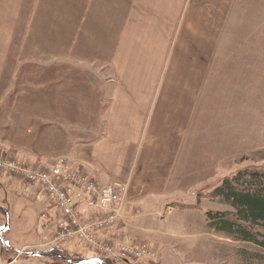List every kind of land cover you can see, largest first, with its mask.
Returning <instances> with one entry per match:
<instances>
[{"label":"crops","instance_id":"1","mask_svg":"<svg viewBox=\"0 0 264 264\" xmlns=\"http://www.w3.org/2000/svg\"><path fill=\"white\" fill-rule=\"evenodd\" d=\"M255 81L264 0H0V149L129 181L116 241L176 232L166 207L240 151L234 97Z\"/></svg>","mask_w":264,"mask_h":264},{"label":"rangeland","instance_id":"2","mask_svg":"<svg viewBox=\"0 0 264 264\" xmlns=\"http://www.w3.org/2000/svg\"><path fill=\"white\" fill-rule=\"evenodd\" d=\"M227 83L225 82V86ZM253 84V96L248 98L238 94L239 96L236 98L235 94L234 97L235 100H240L239 132L240 142L243 143L240 146V151L232 154L225 153L223 163L218 166L216 171L213 170V173L208 175L201 186L186 194L184 200L178 203L172 202L166 207L167 212L162 215V220H164L162 223L165 222L163 229L176 232L167 237L158 233L154 234L155 243L150 246L157 251V264H264V248L249 242L235 240L210 229L205 216L207 210H232L229 205L208 196L213 186L218 184L222 178L251 165L264 167V81L239 82L238 87L240 86V90H246L248 85L251 88ZM234 87H236L235 82ZM83 88L86 90V86ZM14 94L16 92H13L12 97L9 98L11 101L23 99L22 97L17 98ZM252 101L256 107L255 114ZM228 103L229 100L225 103V114H227ZM235 104L236 109L238 106L236 102ZM252 121L255 124H252ZM226 126L227 122L224 127ZM226 129H224L225 135L227 134ZM225 147L228 146L225 145ZM18 157L22 161L28 159L33 164L31 162L34 160L33 156L29 154L21 153ZM182 203L184 205L197 204V207H184L178 211L177 205ZM0 206L7 209L10 220V226L2 231V238L6 246H3L0 241V264H55L53 254L25 257L17 256L14 251V249L21 250L23 248H26L27 251H49L56 246V244L48 243L53 241L57 234L55 225L61 219V215L56 209L52 210L54 205L45 191L38 184L24 185L19 179L0 172ZM169 208L172 210L169 211ZM42 212H44L43 215H47L48 222H50L48 231L43 229L46 220L41 218ZM5 223L6 215L3 210H0V229ZM43 242L48 245L42 248L39 244ZM111 242L118 241L111 240ZM59 248L60 250L57 251L63 252L68 258L80 256L90 258L91 256L96 257L98 254L95 253L93 247L76 239L59 244ZM98 255H102L100 257L106 258L111 264H116L111 255ZM143 261L141 264L146 263Z\"/></svg>","mask_w":264,"mask_h":264},{"label":"built area","instance_id":"3","mask_svg":"<svg viewBox=\"0 0 264 264\" xmlns=\"http://www.w3.org/2000/svg\"><path fill=\"white\" fill-rule=\"evenodd\" d=\"M0 172L24 185L38 184L48 195L61 215L55 225L57 234L48 244L59 245L76 239L93 247L95 253L111 255L116 264H141L143 260L145 264H157V251L150 244L112 243L115 240L107 237L125 217L129 181L102 184L63 157L48 167L32 166L6 149H0ZM43 216L47 219L46 214ZM49 226L47 219L46 228Z\"/></svg>","mask_w":264,"mask_h":264},{"label":"trees","instance_id":"4","mask_svg":"<svg viewBox=\"0 0 264 264\" xmlns=\"http://www.w3.org/2000/svg\"><path fill=\"white\" fill-rule=\"evenodd\" d=\"M208 196L232 208L231 211L207 210L205 216L210 229L264 248V167L251 165L225 176L213 186ZM190 207L196 208L197 204ZM52 257L55 264H111L103 257L85 263H80L86 258L84 256H65L71 263L60 256Z\"/></svg>","mask_w":264,"mask_h":264},{"label":"water","instance_id":"5","mask_svg":"<svg viewBox=\"0 0 264 264\" xmlns=\"http://www.w3.org/2000/svg\"><path fill=\"white\" fill-rule=\"evenodd\" d=\"M0 210H3V212L5 213L6 215V223L5 225L0 229V241L2 243L3 246H6L5 245V242L2 238V231L6 228H8L10 226V220H9V213L7 211L6 208H4L3 206H0ZM11 248V247H9ZM13 249V248H12ZM14 251L18 254V255H21V256H25V257H32V256H42V255H46L45 252L43 251H24V250H16L14 249ZM60 258L64 259L67 263H71V260H69L67 257H65L64 253H60L59 254ZM93 259H97V260H101L100 258H86L84 260H82V262L80 263H85V262H88L90 260H93Z\"/></svg>","mask_w":264,"mask_h":264},{"label":"flooded vegetation","instance_id":"6","mask_svg":"<svg viewBox=\"0 0 264 264\" xmlns=\"http://www.w3.org/2000/svg\"><path fill=\"white\" fill-rule=\"evenodd\" d=\"M55 249H52L51 252H49V254H53L52 256H58V251H54ZM57 250H60L59 248H57Z\"/></svg>","mask_w":264,"mask_h":264}]
</instances>
